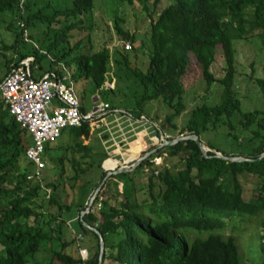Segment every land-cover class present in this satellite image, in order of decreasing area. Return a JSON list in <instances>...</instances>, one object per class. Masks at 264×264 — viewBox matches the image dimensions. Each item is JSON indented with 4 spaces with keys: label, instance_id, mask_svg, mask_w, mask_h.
Segmentation results:
<instances>
[{
    "label": "trees",
    "instance_id": "16d2710c",
    "mask_svg": "<svg viewBox=\"0 0 264 264\" xmlns=\"http://www.w3.org/2000/svg\"><path fill=\"white\" fill-rule=\"evenodd\" d=\"M138 1L151 22L147 52L142 51V45L125 50L123 42L112 54L107 49L83 54L79 43L72 44V32L83 24L80 17L91 13L94 0H0V28L12 35L10 44L0 40V50L12 53L10 59H5L0 82L23 60L31 58L29 70L36 80L45 73L63 77L68 72L72 85L78 81L89 83L88 93L76 95L82 111L88 95L99 90L103 102H107L108 93L130 98L134 97L131 94L135 84L141 94L130 100V105L121 103L114 107L107 103L113 109L139 117L145 116L148 99L159 100L169 111L159 127L164 132L176 133L175 122L185 108L181 103L184 88L173 72L179 59H193L207 88L213 83L222 86V99L219 104H203L190 110L179 132L171 136L175 139L196 135L201 140L206 133L224 131L235 156L206 145L223 156L241 157L243 161H225L212 152L204 155L193 140H179L165 151H158L163 158L161 168L150 159L135 168L133 172L142 169L149 174L147 197L136 201L129 173L118 175L119 180H129L128 187L119 191L115 176L106 177L104 171L96 181L95 174L89 172L94 167L93 160L86 162L87 169H83L80 161L72 158L75 173L72 179L80 183V195L100 186L86 213L88 207L82 200L69 205L57 200L58 184L48 182L45 177L29 178L34 168L25 158V150L31 138L0 99V264L32 263L35 255L47 247L49 257L45 264H102L107 257L119 261L118 264H239L234 238L218 233L226 227L225 222L261 215L259 224L264 230V157L260 158L264 153V110H241L233 88L236 50L232 45L233 41H248L254 36L260 40L264 53V0H171L159 13L150 10V0ZM159 2L152 0V6ZM39 25L52 37L46 46L43 42V47L28 48L33 39L27 31L36 30ZM116 30L121 37L122 29L116 26ZM127 37L132 44L133 36ZM217 46L221 47L226 64L220 80L210 71ZM146 54L148 58L143 61L141 57ZM43 58H49L45 70L41 68ZM110 71L116 80L113 91L105 89V83L113 78L108 80ZM120 82L124 87H118ZM254 83L264 101V79H254ZM151 90L153 94L149 96ZM62 135L71 140V144L61 147L62 151L73 150L83 153V159L90 158V145L81 141L90 138L88 126L67 128ZM53 144L45 145V153L53 151ZM104 158L105 154L97 164L98 169ZM24 159L26 166L19 168L18 163ZM57 160L62 164L64 155ZM177 164L180 167L175 169ZM245 174L257 180L248 201L243 197L240 182ZM45 187L52 192L47 194V200L43 199V204L56 206L67 216L74 214L72 227L78 239L67 242L61 236L65 220H59L60 213L41 220L44 214L36 212L35 204ZM117 197L121 201L112 205L110 201ZM209 212L218 215L209 216ZM185 229L191 231L183 232ZM190 232L194 234L191 238L187 235ZM97 233L104 244L100 260ZM261 240V262L257 264H264V235ZM73 245L75 257L68 252ZM80 248L87 249L85 259L79 256Z\"/></svg>",
    "mask_w": 264,
    "mask_h": 264
},
{
    "label": "rangeland",
    "instance_id": "374dc122",
    "mask_svg": "<svg viewBox=\"0 0 264 264\" xmlns=\"http://www.w3.org/2000/svg\"><path fill=\"white\" fill-rule=\"evenodd\" d=\"M171 3V0H160L159 4L155 7L152 6V0L148 3L150 10H156V13L160 12L163 8L168 6ZM155 14V13H154ZM156 18V17H154ZM83 21V24L80 26L79 30L76 29L72 32V44L75 42L80 44V53L83 54H92L97 51H101L103 49H107L110 54L114 52L115 49H119L123 42H127L130 39L128 36H133V43L131 44V48L133 46H141L142 51L147 52L150 48L149 44V28H150V18L147 16L145 12L142 10V6L138 0H94V8L88 15H83L80 17ZM122 29L123 34L121 37L118 36L116 26ZM37 30V31H36ZM35 30V28H31L27 31V34H30L33 39L30 45L31 46H39L43 47L44 45L51 39V34H46L44 26L39 27ZM12 39V35L5 32L3 28H0V40H2L5 44H10ZM32 41V40H31ZM133 45V46H132ZM234 49L236 50L235 55V77H234V90L235 93L240 100L241 110L242 112L253 111V110H264V101L261 97L260 91L254 83V79H264V53L261 47L260 40L257 37H250L248 41L236 40L232 42ZM46 46V45H45ZM12 57L11 51L1 49L0 50V75L3 73L4 62L5 59H10ZM143 61L147 60V54L144 57H141ZM184 58L179 59L177 66L173 72L175 78H179L178 81L182 84L184 88V93L181 96V103L184 105V110L181 111L179 118L176 120L177 131L179 132V128L186 121V115L190 110L195 107L201 106L203 104L207 105H216L222 99V86L218 83L211 84L208 88L206 83L202 80L200 76V71L197 63L193 59H189V61L184 60ZM185 64V66H184ZM61 65V64H59ZM49 66V58H43L41 61L42 70L47 69ZM225 61L223 58L222 50L220 46L216 47L215 50V60L211 65L210 71L216 80H220L225 75ZM58 69V66L55 67ZM108 80L111 79L112 71L109 72ZM114 78V79H113ZM112 78V81H108L105 85V89L114 90L116 87L115 77ZM114 82V84H113ZM119 83V82H117ZM124 84V83H123ZM122 82H120V85ZM73 89L75 90L76 95H80L85 91L88 93L90 90V85L88 82L78 81L75 85H73ZM123 86V85H122ZM124 87V86H123ZM132 92L134 97L123 98L122 96H118L117 94L108 93L106 101L110 102L112 106L118 107L122 103V105H130L136 97H139L141 94V89H136V85L133 84ZM126 89V88H125ZM99 90L91 96H87L84 98V106L87 110H90L95 103L98 101H104L103 97L98 95ZM130 94V93H128ZM153 94V90L150 91L149 96ZM97 98V99H96ZM147 98H149L147 96ZM93 101L94 104H93ZM146 113L145 116L150 120L163 124L165 117L169 114L168 109L159 101V100H147L145 102ZM123 110V109H122ZM125 111V110H124ZM170 136H174L176 133L169 130L168 132ZM105 137L101 136L99 132L92 131L89 139L81 138L83 145H90L91 152L90 158L83 159V153L62 151L61 147L69 145L71 140L67 136H60L56 142H54L51 147L49 153H45L44 161L46 167L43 172V176L48 182H52L58 184L59 188L56 192V198L60 203L69 205L72 203H76L78 200H82V203L86 207H91L94 198L97 196L98 192L95 194L96 188L94 186V190L91 189L84 195H80L81 193V185L80 183H75L72 179L74 176V170L72 169V165L70 163V159L75 158L80 161V166L83 169H87L86 162H90L93 160L94 167L89 172L95 174L96 181L97 177L104 170L103 160L99 165V169L97 168V164L100 163L103 158V154H105L106 159L108 157L106 148H109L107 144H103ZM202 143L209 148L206 143L209 145H213V147L223 150L225 153H230L231 156H235V151H233L234 147L230 145V141L224 134V131L218 132H209L206 133L201 138ZM107 145V146H106ZM165 146L163 151L166 150ZM210 149V148H209ZM137 150V148L135 149ZM211 150V149H210ZM216 151V150H214ZM124 152V148L122 149V153ZM234 153V154H233ZM64 155L63 163H59L58 158ZM143 156V154H139ZM166 156V155H165ZM161 164L158 165L159 168L162 167L163 162L160 161ZM27 161L20 160L18 163L19 168H23L26 166ZM115 165V162H112ZM137 167V166H136ZM135 167V168H136ZM177 168L180 165L175 166ZM130 170V178L131 182L134 184V195L136 201H142L147 197L145 193H147L148 186V173L145 170ZM123 170V169H122ZM107 173V172H106ZM118 167L111 171L109 174H106V177L115 176L113 179L118 187L119 191L124 190L128 187L129 180L118 179ZM240 182L243 189V197L245 200H250L254 190L257 185V180L252 175H242L240 177ZM158 189L155 188V192ZM51 188H44L42 192H40L39 197L36 199L35 210L38 214H44V218L41 220H46L49 215L57 216V214H61V217H58L59 220L64 219L65 222L61 227V236L67 241H72L78 239L79 235H76L74 229L72 227V223L74 222L75 216L74 214H67L64 211L59 212L56 206H46L43 204V199L47 200L49 193H51ZM121 201L120 197L112 199L110 203L112 205H116ZM89 212V209L85 211ZM84 212V213H85ZM209 216H214L218 214H213L211 212L207 213ZM223 216V215H219ZM225 220L227 217H220ZM262 218L261 215L256 217H248L243 219H230L226 221V227L224 230L219 231L223 237L232 236L234 238L235 244L238 248L239 255V264H257L261 262L260 257V248L259 243L262 242L261 236L264 235V230L259 224V220ZM32 220H30V224ZM235 226V228L233 227ZM184 231H191V229H185ZM189 238L193 237V233L190 232L187 234ZM75 245L68 248V252L72 257L76 256ZM1 249V247H0ZM48 249V247H47ZM45 249L44 252H38L35 255L34 262L28 264H45L46 259L49 257L48 250ZM104 252V250H103ZM87 249L80 248L79 256L81 259H85L87 257ZM108 254V252H107ZM119 261L113 260L107 257V259L102 264H118Z\"/></svg>",
    "mask_w": 264,
    "mask_h": 264
},
{
    "label": "built area",
    "instance_id": "2783aa9c",
    "mask_svg": "<svg viewBox=\"0 0 264 264\" xmlns=\"http://www.w3.org/2000/svg\"><path fill=\"white\" fill-rule=\"evenodd\" d=\"M123 48L131 50L130 42H124ZM31 61V58L23 60L0 82L1 101L31 138V144L25 150V158L34 168L29 178L42 177L46 167V144L56 142L63 130L84 125L91 132H99L105 137L103 144H107L109 148L106 149L109 150H106L108 157L103 163L108 174L117 167L118 170H133L146 159L156 166L163 162L158 151L174 139L162 131L158 123L144 115L133 117L103 101L95 103L90 110L82 111L68 72L63 77H57L53 72L45 73L36 80L30 74Z\"/></svg>",
    "mask_w": 264,
    "mask_h": 264
},
{
    "label": "water",
    "instance_id": "95a60500",
    "mask_svg": "<svg viewBox=\"0 0 264 264\" xmlns=\"http://www.w3.org/2000/svg\"><path fill=\"white\" fill-rule=\"evenodd\" d=\"M179 140H193L197 146L199 147V149L201 150V152L205 155L207 152H212L215 157L217 158H221L225 161H229V162H240V161H243V159L241 157H231V156H223L221 153L217 152V151H214V150H210L209 148H207L203 143L202 141L196 136V135H190V136H187V137H184L183 139L182 138H178V139H175V140H171L169 142H167V146H171L175 143H177ZM264 157V153L261 154L260 158ZM130 170H118L119 173H125V172H129ZM106 179V177H105ZM100 188V186H99ZM99 188L95 191V194L98 192ZM90 207V206H89ZM89 207L87 209H89ZM91 230H94L95 229H91ZM98 234V233H97ZM99 236V260L101 259V256L103 254V250H104V244H103V240H102V237L100 234H98Z\"/></svg>",
    "mask_w": 264,
    "mask_h": 264
},
{
    "label": "crops",
    "instance_id": "0c3cea01",
    "mask_svg": "<svg viewBox=\"0 0 264 264\" xmlns=\"http://www.w3.org/2000/svg\"><path fill=\"white\" fill-rule=\"evenodd\" d=\"M96 99H97V98H96ZM92 102H93V104H94L95 101L92 100ZM84 103H85V102L83 101V104H84ZM84 108H85V106H84ZM85 109H86V108H85ZM86 110H87V109H86ZM62 136H64V135H62ZM62 136H61V137H62ZM69 144H71V143H69Z\"/></svg>",
    "mask_w": 264,
    "mask_h": 264
},
{
    "label": "clouds",
    "instance_id": "9594fccd",
    "mask_svg": "<svg viewBox=\"0 0 264 264\" xmlns=\"http://www.w3.org/2000/svg\"><path fill=\"white\" fill-rule=\"evenodd\" d=\"M175 139H178V138H175ZM175 139H174V140H175Z\"/></svg>",
    "mask_w": 264,
    "mask_h": 264
}]
</instances>
